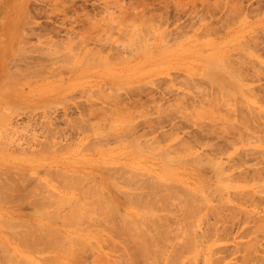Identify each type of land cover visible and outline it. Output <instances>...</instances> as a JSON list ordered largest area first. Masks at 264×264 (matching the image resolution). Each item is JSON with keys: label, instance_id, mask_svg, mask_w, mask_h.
<instances>
[{"label": "rangeland", "instance_id": "1", "mask_svg": "<svg viewBox=\"0 0 264 264\" xmlns=\"http://www.w3.org/2000/svg\"><path fill=\"white\" fill-rule=\"evenodd\" d=\"M93 190L153 214L162 264H264V0H0V234ZM108 216L72 264L135 249Z\"/></svg>", "mask_w": 264, "mask_h": 264}, {"label": "bare ground", "instance_id": "2", "mask_svg": "<svg viewBox=\"0 0 264 264\" xmlns=\"http://www.w3.org/2000/svg\"><path fill=\"white\" fill-rule=\"evenodd\" d=\"M239 26H241V25L239 24ZM241 29H244V28L242 27ZM212 61H214V60H212ZM214 62H216V61H214ZM214 62L211 63L209 66H207V67H209L208 70H209L210 77L215 82V85L216 86H217L216 83H219L221 85H225V86L228 87L229 82L226 81V79L221 76L222 75L221 74L222 70L220 68V64H218V62H216V63H214ZM199 116H201V115H199ZM228 119H230V118H228ZM232 121H234V120H232ZM230 123H231V125L233 123V122H231V119H230ZM226 124H227V122H226ZM241 125H243V123ZM240 127H242V126H240ZM240 127L238 129H240ZM230 128L233 129L235 127L233 126V127H230ZM246 129H248V128L246 127ZM135 147L137 148L136 145L134 146V148ZM84 177L86 179V177H88V176L84 175ZM81 178H82V175H81ZM102 180H101V182H97L96 183L97 185H95L94 187L96 188V186H97L98 189H101V191H102L103 186H104L103 190L106 189L105 186H107L108 188H110L112 186V183L109 180H106V182H103ZM94 191L96 192V190H93V192ZM101 191H99V192H101ZM97 192H98V190H97ZM99 192H98V197H97V201L96 202H94L96 200V198H95V200L93 199V194L95 196V193L92 194L91 200L89 199L91 196H88L87 197V195H85V198H87L86 200L79 199V200L82 201V202H79V203H82L83 204L84 203L83 201H86L87 204L86 203L84 204L85 205V208L83 207L84 205L82 206V204L78 205V206H81V208H83L81 211L79 209H77L78 208L77 206H75V208H76V211L75 212L77 213V210H79L80 212L77 213L76 215L75 214L74 215H71V217L69 218V221L73 223V226L72 225L71 226H68V224H69V221L68 220H65V221L61 220V221L58 222V223H60V222L63 221L62 223H64V225L66 227L71 228V230H69V231L66 230L65 233L62 232V231H60V230H58V229L52 228V227L47 228V226L45 227L43 225H40V223H37V222L34 223L33 221H31V219L30 220L28 219L27 221H25L26 228L23 229L25 231L22 230L24 232V234H22L23 232L22 231L20 232L19 229L16 230V228H14V226L11 225L10 223L8 225H6V228L7 229H11V231H9V234H8V231H7V233L5 232L4 236L1 235L2 234L1 232L2 231L0 232L1 233L0 234L1 235L0 236V249H1V255H2V256L0 255L1 256L0 258L2 259V257H3L2 263L3 264H45L43 260H45V262H46V260L48 258H50V256L53 257V258H55L56 260H58V258L62 259L61 261L58 260L59 261V264H72V263H76L77 261H80L81 263H83V260H80V258H79V257H81V254H82L81 252H82V250L85 247L88 248V249L89 248H94V247H91L90 244H91L92 241H94L95 237L93 235H91L88 232L87 229L81 227L78 223H80L81 219L82 220H84V219H92V218H96V217L107 218L108 215H109L108 217H110V215H112L111 217L113 219V218L117 217V215H118V217L119 216L120 217L117 218L116 221H118V219L119 220L121 219V220H123V222L121 220L119 222H116L115 221L116 223H119V224L116 227L114 226V230L117 229L116 231H118L119 233H121V234H119V236L121 237V240H123V239L126 238L125 241L123 240L122 242H128V243H130L131 245L135 246V249H132V251H130V253L128 251H127L128 253L127 252L126 253L121 252L122 255L120 253V256L118 255L119 257H117L116 259H112V258H109V254H107V252H105L106 253L105 254L102 251L103 253L100 254L101 253V251H99L100 250V247H98L99 246L98 243L95 242V245L96 246L98 245L97 247H98V249H99L98 251L100 253H98V252L97 253L100 254V256H96V257H98V259L96 258L97 259L96 260V263L94 261L93 262L95 264H100V263L102 264V262H104V261L106 262V263L104 262V264H137L140 261H137V263H135L134 260H135V257H138L139 260L141 259L142 264H158V263L159 264L160 263L162 264V262H160V261L158 262L156 258L158 256H160L161 253H164L165 250L163 249L164 250L163 251L161 249L163 252L159 251L160 249L158 250V247L161 244L157 245L158 242L157 241H154V237L151 236L153 233L151 231H149L148 228L146 229V227L148 226V224L147 223L143 224V222H145L144 220H148L149 218H151L150 215L152 216V218L149 219V220H152L153 219V214H150L149 212L144 211V213H141L143 215V216H141V218L142 219H144V217H149V218H147V219L145 218L142 221L139 220V222H136V221L133 222L134 219L132 220L131 218H134V217H132L131 215H129V214L120 215V212L116 208V207H118L117 206L118 205V202H117L116 198H114L115 195L113 197V195L109 194L113 198H111V196H110V198H107L108 197V194H107L108 192L106 191V192H104V195H105L104 197L107 196L106 197L107 199L106 198L104 199V197H101V194ZM89 195H91V194H89ZM82 196L84 197V195H82ZM82 196H81V198H82ZM96 196H97V194H96ZM69 197L70 196H68V197L66 196L65 198L68 200ZM62 199L64 200L63 196H62V198L60 197V201H62ZM126 199H128V198L126 197L125 200ZM118 201H119V199H118ZM103 206H105V207H103ZM15 210H17V208ZM18 211H19V209H18ZM41 212H42L41 210H38V211L35 210V211H32L31 214L33 215L35 213L39 217H41V215L45 211H43L42 213ZM75 212L73 211V213H75ZM121 213H123V212H121ZM17 214H20V213L17 212ZM44 214L42 215V217H47V219H51V220H54V221L55 220L58 221V219L60 220V218L58 216H54V215H52L50 213H47V212H46V215L47 216L44 215ZM9 216L10 215H7V217H9ZM75 216H77V217H75ZM113 216H115V217H113ZM10 217L13 218V219H17V218H19L21 216H16V217L10 216ZM22 217L24 218L25 216H22ZM34 217H35V215H34ZM79 217H81V218H79ZM27 218H29V217H27ZM75 218H77L76 221L79 220L78 223L75 221ZM120 222H122L121 225H120ZM60 225H61V223H60ZM56 226H57V224H56ZM18 232H20V233H18ZM181 232H183V231H181ZM28 233H29V235H28ZM150 233H152V234H150ZM19 234H21V235H19ZM38 237H40L43 240H41ZM187 237H189V236L188 235L187 236L184 235V237H182V240L181 241H183V244L186 245V246L189 243L190 244L191 243L193 244L194 241L193 242H190L189 241L190 239H188ZM186 238L188 239V241H186L187 240ZM178 242H180V241H178ZM187 242H189V243L187 244ZM99 243H100V241H99ZM194 244H195L194 246L196 248L197 247L196 246V243H194ZM181 245H182V243H181ZM74 246H76V248L79 249V250L73 251V250L76 249ZM173 246H174V244H173ZM176 246H177V244H176ZM179 247L181 248V246H179ZM50 248L53 251L50 252V250H51ZM72 248H74V249L72 250ZM189 248L187 249V252L188 251L190 252V250H192L191 248L190 249ZM101 249H103V248L101 247ZM197 249L198 248L195 249V252L197 251ZM77 251L78 252L80 251V253H77ZM189 252H188V254H189ZM59 253H60V255H58ZM97 253H95V254H97ZM192 253H194V252H192ZM38 254H40V256H38ZM44 254H47V256L44 255ZM196 254H198V252ZM41 255H43V256H41ZM93 256H94V254H93ZM165 256H166V254L163 256V258ZM173 256H174V254H173ZM174 257H173V259L171 258L172 261L174 260ZM35 258H37V259H35ZM167 258L169 259V256H167ZM36 260H38V261H36ZM73 260H77V261H73ZM112 260H113V262H112ZM97 261H99V262H97ZM55 262H56V264L58 263L57 261H55ZM80 262H78L77 264H81ZM53 263L54 262H52V264ZM170 264H172V263H170Z\"/></svg>", "mask_w": 264, "mask_h": 264}]
</instances>
